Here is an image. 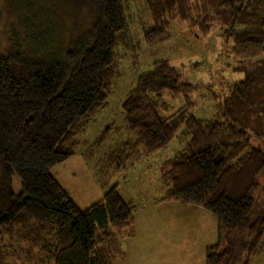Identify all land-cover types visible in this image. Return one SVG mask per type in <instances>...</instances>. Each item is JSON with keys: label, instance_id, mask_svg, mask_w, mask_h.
Returning <instances> with one entry per match:
<instances>
[{"label": "trees", "instance_id": "trees-1", "mask_svg": "<svg viewBox=\"0 0 264 264\" xmlns=\"http://www.w3.org/2000/svg\"><path fill=\"white\" fill-rule=\"evenodd\" d=\"M12 1L5 0L7 9ZM16 1L33 35L25 48L0 40V264H127L121 239L135 234L136 206L115 184L80 209L51 171L73 156L75 138L107 107L120 77L118 41L124 56L138 58L140 45L126 29L131 0ZM145 6L151 28L144 45L167 42L173 23L201 38L218 28L243 79L210 118L197 119L190 96L200 88L184 83L168 61L155 62L121 105L127 138L109 154L116 172L164 149L183 127L188 142L164 164V193L155 204L191 206L215 219L216 242L205 248L204 264H236L239 250L240 264H254L264 247V189L259 202L254 198L264 150L251 144L264 147V0H145ZM176 100L183 106L166 115ZM114 131L107 127L97 142ZM238 233L249 238L236 247Z\"/></svg>", "mask_w": 264, "mask_h": 264}, {"label": "rangeland", "instance_id": "rangeland-1", "mask_svg": "<svg viewBox=\"0 0 264 264\" xmlns=\"http://www.w3.org/2000/svg\"><path fill=\"white\" fill-rule=\"evenodd\" d=\"M130 6V13L125 14L126 29L132 41L140 45L138 58L124 56L117 38L114 56L120 77L112 85L107 107L94 116L83 134L75 138L77 145L73 156L54 167L51 175L80 209L100 201L115 184L120 196L136 206L135 234L121 239L127 264H204L205 248L216 242L215 219L195 207L177 203L155 204L164 193L160 178L164 164L188 142L183 136L184 128L179 129L176 139L164 149L124 172H116L115 156L109 154L127 138L121 105L135 88L138 77L150 72L155 62L168 61L181 72L184 83L200 88L198 93L190 96L195 104L190 115L208 119L214 114L216 105L227 96L228 89L243 79V75L234 70L239 60L228 53L229 45L218 28L201 38L179 23H173L167 42L148 47L142 42L143 34L151 28L145 0H131ZM0 7L3 11L0 19L2 46L8 48L15 43L25 48L31 44L32 30L20 19L24 7L16 0L8 9L5 0H0ZM181 106L182 100L168 103L166 115H172ZM109 126L115 130L110 139L97 142ZM251 144L264 150L255 142ZM106 163L111 167L107 168ZM11 180L12 192L18 195L20 182L15 176ZM263 189L264 176H261L254 195L256 202ZM248 238V234L238 233L234 238L236 247ZM237 254L236 264H240L244 254L240 250ZM254 264H264V247Z\"/></svg>", "mask_w": 264, "mask_h": 264}]
</instances>
